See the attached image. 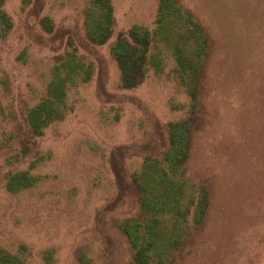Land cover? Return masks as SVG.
Segmentation results:
<instances>
[{"label": "rangeland", "instance_id": "obj_1", "mask_svg": "<svg viewBox=\"0 0 264 264\" xmlns=\"http://www.w3.org/2000/svg\"><path fill=\"white\" fill-rule=\"evenodd\" d=\"M88 2L4 4L13 27L6 35L0 28V248L28 264H134L121 227L140 214L133 179L168 149L170 123L190 115L166 53L164 71L130 89L111 53L132 28L159 29L162 0H112L115 24L103 45L87 37ZM179 2L194 17L178 20L172 9L163 24L176 38L197 19L211 46L185 179L176 182L184 201L206 187L208 208L196 226L191 213L168 264H264V0ZM73 49L92 65L90 76L69 90L65 118L36 137L28 112ZM14 171L41 180L9 192L6 173Z\"/></svg>", "mask_w": 264, "mask_h": 264}, {"label": "trees", "instance_id": "obj_2", "mask_svg": "<svg viewBox=\"0 0 264 264\" xmlns=\"http://www.w3.org/2000/svg\"><path fill=\"white\" fill-rule=\"evenodd\" d=\"M4 4L5 0H0V28L6 35L13 27V22L4 10ZM172 9L176 10L178 20L183 13L188 18L193 16L179 0H176V4L174 0H162L158 14L159 19H162L159 29L150 32L143 27L132 28L128 36L120 34L111 47L124 88L137 87L151 70L162 73L166 53L167 59L175 64L176 77L191 101L190 115L169 125L168 149L160 158L146 159L133 179L140 194V214L123 221L121 227L134 251V264H168L169 257H173L185 235L182 230L188 229L191 213L192 224L196 226L203 223L208 208L207 188L201 185L202 197L198 200L189 197L184 201L185 189L182 185L178 188L176 176L185 179L192 125L198 112L199 88L203 82L204 63L209 55L211 41L207 30L197 19L191 21L190 27L187 26L189 33H177L174 38L171 29L163 24ZM42 24L50 29L48 18H44ZM114 24L112 0H89L85 9V29L93 43L105 44L112 37ZM160 40L163 42L161 45ZM60 62L54 69L46 96L27 115L31 133L36 137L42 136L50 124L65 118L68 111L65 99L69 90L80 80L86 81L92 71V65L86 67V62L74 49L67 51ZM40 180L41 176L33 175L30 171H14L6 173L4 185L9 192H18L34 186ZM0 264L28 262L26 258L0 248Z\"/></svg>", "mask_w": 264, "mask_h": 264}]
</instances>
